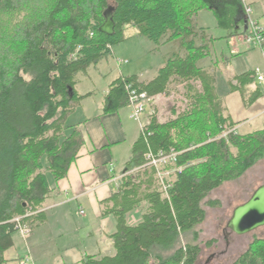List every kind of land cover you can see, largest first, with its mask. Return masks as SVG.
Returning <instances> with one entry per match:
<instances>
[{
  "label": "trees",
  "instance_id": "trees-1",
  "mask_svg": "<svg viewBox=\"0 0 264 264\" xmlns=\"http://www.w3.org/2000/svg\"><path fill=\"white\" fill-rule=\"evenodd\" d=\"M246 4L252 6L244 0H114L115 34L107 36L100 28L110 0H0V264L9 262L7 252L16 245L18 218L33 228L46 223L50 178L66 179L87 142L83 124H68L90 96L78 94L79 76L112 56L128 27L157 46L179 40L186 54L170 57L152 81L140 82L137 75L113 81L104 113L129 107L130 91L153 100L167 95L177 79L188 83L190 102L167 123L150 115L127 164L133 174L102 204V216L116 220V232L108 236L114 254L88 255L78 264H197L196 229L206 221L207 207L221 206L210 195L264 160V129L239 134L240 123L225 114L216 93L215 74L199 67L212 39L197 27L198 13L212 12L219 28L235 37L241 27L246 33ZM256 80V72L236 75L230 92H239L250 107L262 96L247 91ZM171 150L176 162L160 170L148 165V154ZM138 211V222L129 224L128 215ZM189 234L193 242L183 243ZM233 264H264V239Z\"/></svg>",
  "mask_w": 264,
  "mask_h": 264
},
{
  "label": "rangeland",
  "instance_id": "rangeland-1",
  "mask_svg": "<svg viewBox=\"0 0 264 264\" xmlns=\"http://www.w3.org/2000/svg\"><path fill=\"white\" fill-rule=\"evenodd\" d=\"M246 1L249 2V0ZM110 4L114 6V0H110ZM255 21L263 26L256 17ZM196 25L198 28H204L208 38L212 39V42L209 43L208 58L205 61H200L199 67L211 60L213 63H217L215 65H212V62L207 63L209 64V70L207 71L213 74L216 72V93L222 102L225 114L230 116L234 122L248 121L246 123L248 125L241 126V129L236 127V131L241 135L263 130L264 97L254 105L246 107L242 102L240 94L230 93V87L228 85L229 80L233 76L248 71L256 72L260 70L264 74L263 53L257 48L256 51L244 52V50L246 51V43L245 41H242L243 43L240 41L244 39V27L240 28L241 35L230 37L229 31L219 28L215 16L210 11L206 10L199 13L196 19ZM198 33L200 34V32ZM125 38V42L114 47L112 56L103 60L97 68L91 69L89 77L79 76L80 83L78 89L80 92L88 91V89L93 91L95 89L96 99L100 100L104 97L105 81L108 79L114 81L120 77V72L125 73V77L142 75L143 79H154L170 57H174L175 55L184 56L186 54L179 40L157 46L148 39L140 37L137 29L132 27L126 29ZM203 42V38L200 35L197 38V43L201 45ZM239 43L242 49L238 50L237 48L235 50L234 44ZM213 66L217 69L216 71ZM187 84L179 79L174 80L168 88L167 95L156 97L153 100L154 103L146 107L141 117V122L147 124L150 115L153 114L160 123H167L177 118L179 114L186 110L190 102L191 94ZM191 84L195 86L196 90H202L199 83L191 82ZM261 86L264 91V84ZM82 118L83 110L77 108L74 115L69 118L68 124H76ZM131 173L133 174V171H127L125 176ZM163 175L168 176L169 173H163ZM50 180L54 182L52 181V177ZM262 185H264V160L260 161L240 179L225 183L210 195L209 200L219 201L221 206L217 208L207 207L206 221L196 229L199 234V239L196 244L200 245L201 248L197 264H233L248 250L251 243L256 239H264V227L243 236L234 234L228 228V223L233 216L234 210L247 202ZM67 213L68 224L66 225H60L58 219H56L57 217L51 218L50 222L46 225H37L33 228V224H29L30 235L31 233L34 234L29 241L23 239L19 233L15 234L16 247L7 252V257L16 258L18 253L20 254L21 251H26V245H31V243L35 248L39 246L41 250H45L49 246H54L62 251V245L65 242L68 241L70 244L78 236L82 238L83 234L90 229H94L95 232L97 231V236L99 237L98 239L95 238L90 244H84L83 248H89V253H96L102 256L114 254V250L110 247L109 241L104 239L102 235L103 230L116 232V229H114L116 220L113 216L108 217L109 219L107 220L110 221H106L105 218H99L100 220L98 221L95 212L86 205L82 207L76 205L70 211H67ZM140 215L139 211L129 214L127 217L128 223L131 225L136 224ZM17 220L21 219L18 218ZM212 240L215 241L212 246H207V243ZM187 242H193V235L189 234L184 239L183 243ZM80 247L81 251L61 252L59 258L58 256L52 258V263H63L62 257L67 259V256L70 259H76L67 262L69 264L81 260V253L83 252L82 246Z\"/></svg>",
  "mask_w": 264,
  "mask_h": 264
},
{
  "label": "crops",
  "instance_id": "crops-1",
  "mask_svg": "<svg viewBox=\"0 0 264 264\" xmlns=\"http://www.w3.org/2000/svg\"><path fill=\"white\" fill-rule=\"evenodd\" d=\"M249 3L254 8L255 17L264 26V0H249ZM203 11H200L199 13H202ZM205 34L207 35L206 30ZM240 41L244 42V39ZM245 45L246 51L244 50V52L256 51L255 48L249 47L247 44ZM234 46L235 50H237V48L238 50L242 49L240 43L234 44ZM207 58L203 59L202 61H205ZM210 62H212V60ZM207 63L202 64V66L200 67L202 69L209 70V64ZM215 64L217 63L212 62V65ZM223 64L225 63L223 62ZM213 68L215 71L217 70L215 66H213ZM90 72L91 70L89 71L87 76L83 77H89ZM215 73L216 72H214V74ZM124 74L125 73L120 72V77H125ZM137 76L140 82H149L153 80L143 79L142 75ZM112 82V79H108L105 81L106 86L104 97H102L100 100H97L95 89L93 91L91 89H88V91H79V80V83L76 87L78 94L83 96L88 94L90 95L77 106L78 109L83 110V118L76 124H83L82 128L83 132L85 133L87 142L85 148L81 152L80 157L71 166L67 178L61 180L60 182H51L54 193L45 202L44 205V215L46 217V223L44 225L48 224L51 218L54 217H57L56 219H58L60 225L68 224L67 211H70L76 205H78L79 207L86 205L88 208L95 212V216L98 221L100 220L99 218H105L106 221H110L107 220L109 219L108 217L102 216V204L104 201L110 199L112 195L118 191L119 182L127 173V164L131 160L133 146L138 141L142 132V126L144 125V123H142L141 121L132 118V108L130 106L120 110L117 113H104L103 109L105 97L108 95L109 86ZM262 84L264 83H259L256 80V82H254L247 88V91L249 93L255 92L256 90H260L262 92V96L256 102L264 97V91L261 86ZM233 93L240 94L239 92ZM242 102L245 105L243 98ZM153 103L154 101L152 100V104ZM74 113L72 115H74ZM72 115L70 117H72ZM247 122L248 121H241L235 123H240L237 128L241 129ZM114 229H116V225ZM113 233L115 232L104 230L102 231L104 239L109 241V245L111 248H113L112 242L108 238V236ZM33 236L34 234L31 233L27 241L31 240ZM98 237L99 236H97V231L95 232L94 229L87 230L83 234L82 238L78 236L77 239L75 241H72L70 244L68 241L65 242V244L62 245V251L54 246H49L47 249H43V251L39 249V246L35 248L31 243V245H26V251H21L20 254L18 253L16 258L7 257L9 260L7 264H54L52 263V258H55L56 256H58L59 258L61 252H69L73 250L81 251L80 246H82L83 252L81 253V260H83L88 255L102 256L96 253H89V248H83L84 244H90L95 240V238L98 239ZM72 260L76 259H70L69 256H67V259L62 257L63 263L55 264H65L67 262H71ZM81 260L71 264H78V262H80Z\"/></svg>",
  "mask_w": 264,
  "mask_h": 264
},
{
  "label": "built area",
  "instance_id": "built-area-1",
  "mask_svg": "<svg viewBox=\"0 0 264 264\" xmlns=\"http://www.w3.org/2000/svg\"><path fill=\"white\" fill-rule=\"evenodd\" d=\"M246 1V0H244ZM245 12L248 16L247 30L244 35V41L247 45L252 48L260 49L264 55V27L260 25L257 21H255V12L252 6L246 4ZM256 78L259 83H264V74L260 72V70L256 71ZM129 89V87H128ZM152 100L146 96V94H137L136 91H130V107L132 108V118L141 121V117L145 112V109L148 105L152 104ZM144 124L142 127H144ZM178 153L174 150H171V153H159L158 155H154L152 153L148 154L146 157L149 162V166L155 167L157 170H160L161 166L168 164L169 162H176ZM159 176L164 177V175L159 171ZM166 189V187L164 186ZM18 222V233L21 234L22 238L27 240L30 236V229L27 224L21 223L20 220ZM28 264V263H21Z\"/></svg>",
  "mask_w": 264,
  "mask_h": 264
},
{
  "label": "water",
  "instance_id": "water-1",
  "mask_svg": "<svg viewBox=\"0 0 264 264\" xmlns=\"http://www.w3.org/2000/svg\"><path fill=\"white\" fill-rule=\"evenodd\" d=\"M115 7L110 6L104 12L105 22L100 32L113 36L115 34L114 21ZM264 227V185L259 187L252 197L244 204L238 206L228 223V228L236 235H246Z\"/></svg>",
  "mask_w": 264,
  "mask_h": 264
}]
</instances>
